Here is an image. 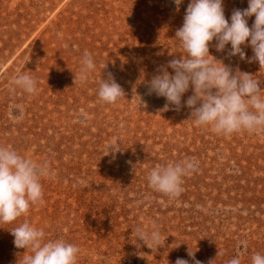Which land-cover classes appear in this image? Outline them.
I'll use <instances>...</instances> for the list:
<instances>
[{"label": "rangeland", "instance_id": "obj_1", "mask_svg": "<svg viewBox=\"0 0 264 264\" xmlns=\"http://www.w3.org/2000/svg\"><path fill=\"white\" fill-rule=\"evenodd\" d=\"M190 0H0V146L48 164L41 179L43 204L11 223H0V264H19L10 230L27 220L45 240L79 248L76 264H251L264 255V131L216 134L196 126L191 110L165 105L148 94V82L185 55L175 32ZM225 17L247 0H223ZM254 16L248 18L249 27ZM210 54L258 78L264 68L246 58ZM85 51L95 69L76 78ZM106 65V66H105ZM28 74L37 91L13 89L10 80ZM109 74L125 96L98 98ZM140 97V98H139ZM191 159L182 194L153 191L147 176L156 165ZM155 226L162 244L150 249L136 227ZM222 253V255L220 254Z\"/></svg>", "mask_w": 264, "mask_h": 264}, {"label": "clouds", "instance_id": "obj_2", "mask_svg": "<svg viewBox=\"0 0 264 264\" xmlns=\"http://www.w3.org/2000/svg\"><path fill=\"white\" fill-rule=\"evenodd\" d=\"M174 3L178 6L182 0H174ZM247 4L245 9H233L226 18L223 0H190L182 26L175 32L185 55L168 62L167 67L173 74L162 68L160 74L152 77L148 82V94L164 97L166 109L173 105L178 110L182 96L191 88L193 94L184 104L191 110L196 126H210L212 132L223 135L264 131L262 81L238 68L233 70L209 52V45L215 40L217 52H224L230 45L226 56L238 55L244 60L246 54L241 47L244 45L253 52L248 62H257L264 68V0H247ZM253 16L249 27L248 18ZM80 63L76 78L84 82L96 65L87 51ZM10 86L27 94L37 91V81L28 74L13 76ZM97 95L101 102L115 103L125 93L109 74L108 79L99 81ZM196 166L191 159L156 165L147 176L148 185L171 199L178 198L183 192V177ZM46 175L47 162H34L10 147L0 146V223H11L27 213L31 206L43 204L41 179ZM134 231V238L150 249H157L163 242L155 226L151 231L140 226ZM10 234L17 249L28 250L19 264H76L77 246L63 239L45 240L44 230L27 220L10 230ZM189 256L193 257L194 264H201L195 260L193 252H189ZM175 264H188V261L178 258ZM227 264H241V260L233 257ZM251 264H264V255L254 253Z\"/></svg>", "mask_w": 264, "mask_h": 264}]
</instances>
